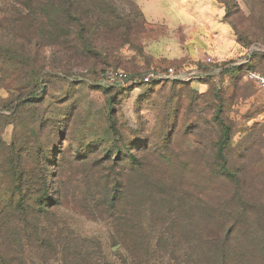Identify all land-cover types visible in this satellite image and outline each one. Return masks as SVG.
<instances>
[{
    "label": "rangeland",
    "instance_id": "1",
    "mask_svg": "<svg viewBox=\"0 0 264 264\" xmlns=\"http://www.w3.org/2000/svg\"><path fill=\"white\" fill-rule=\"evenodd\" d=\"M69 1L100 56L64 15L50 27L49 2L0 0V264H79L43 241L59 236L94 262H131L130 249L151 264H264V89L184 26L149 25L136 0ZM217 1L236 65L264 75V0ZM168 68L187 78H99ZM45 179L64 205L38 213ZM105 187L118 202L99 205Z\"/></svg>",
    "mask_w": 264,
    "mask_h": 264
},
{
    "label": "crops",
    "instance_id": "2",
    "mask_svg": "<svg viewBox=\"0 0 264 264\" xmlns=\"http://www.w3.org/2000/svg\"><path fill=\"white\" fill-rule=\"evenodd\" d=\"M136 1L149 25L184 26L193 37L191 41L198 42L195 46L207 50L217 62L233 60L239 54L240 46L231 27L223 20L224 10L217 0Z\"/></svg>",
    "mask_w": 264,
    "mask_h": 264
},
{
    "label": "trees",
    "instance_id": "3",
    "mask_svg": "<svg viewBox=\"0 0 264 264\" xmlns=\"http://www.w3.org/2000/svg\"><path fill=\"white\" fill-rule=\"evenodd\" d=\"M20 1V0H19ZM26 6H28L29 8L32 7V4L34 1L38 0H21ZM45 2H49V4L47 5L48 7L53 8V10L49 11V14H46V18H48L49 22H50V27L52 29H56L58 30V28H60L61 23L58 21H63L60 19V15H64V19L65 22L64 25L66 27H68V29H74V27H78L79 31L78 34L80 33V40L82 41V43L84 45H86L87 47V52L94 55V56H100L98 53L95 52V50L93 49L94 47H89V38L87 35V27L88 25L86 23H83L79 14L73 9V5L70 3L69 0H44ZM66 1V2H65ZM222 3V2H221ZM65 6H67V8H65ZM142 14V13H141ZM142 17L144 18L143 14ZM145 20V18H144ZM224 21L225 23H227L232 31H234L235 34H237L238 37H240V35L238 34V29L236 27V25H233L232 23L228 22L226 16L224 17ZM242 39L239 38V43L242 44ZM169 69V68H168ZM167 69V70H168ZM177 69V68H176ZM221 71H223L224 73H230V72H243V66H238L236 65V62L234 60H230L229 62H226L224 64L221 65ZM39 81V79L37 80V82ZM162 81H154L151 82L149 84H144V85H151L154 83H161ZM173 82H178L176 80H174ZM225 136V141H229L230 140V136L229 134L225 132L224 134ZM45 185H46V192L43 193L41 195L40 198V202L41 205L39 207V212L38 213H48L47 211L50 209H54L55 207L62 205V200L60 197V191H54L50 185L48 184L47 179H45ZM112 190H109L108 187H105L101 196H100V202L99 205L100 206H106L109 201L113 204L115 202H118V198L117 195H120V191L118 190H114L113 193H111ZM14 205V206H13ZM64 205V204H63ZM12 207L14 208V210H21L24 211V213L26 212V208L27 205L24 204V200L23 199H19L17 201V203H12ZM131 232L128 231L127 235H129ZM136 242L138 243L139 246V236L136 237ZM50 237L46 238L43 241H49V244H52L53 246H55L56 248L59 247L61 249V253L63 254V259L66 262H69V258L72 255L73 258H77L80 259L79 260V264H111L110 262H108L107 260H104V262H94V260L91 258V256H89V254H85L82 251V248L79 246V248L75 249L73 248V246H70V249L68 248L69 246H67L68 244L71 245L70 241L68 240V238H63L61 236L57 237L56 239H52ZM55 242V244H53V242ZM46 244H48V242H46ZM121 245L123 248L126 247V241H121ZM128 250V248L126 247L125 250ZM69 250V253H68ZM126 250V251H127ZM129 259L131 260V262L125 261V264H151L149 261L145 260V261H140L138 258L134 257V253L129 249ZM128 253V252H127ZM204 253V252H203ZM233 255H230V258H232ZM174 259V258H173ZM211 259V258H209ZM217 259V264H226L224 262V259ZM232 260H234V258H232ZM237 262V260H236ZM235 262V263H236ZM176 263V262H175ZM112 264H116L115 262H113ZM176 264H194V263H190V262H178Z\"/></svg>",
    "mask_w": 264,
    "mask_h": 264
},
{
    "label": "built area",
    "instance_id": "4",
    "mask_svg": "<svg viewBox=\"0 0 264 264\" xmlns=\"http://www.w3.org/2000/svg\"><path fill=\"white\" fill-rule=\"evenodd\" d=\"M207 64H213L214 61L211 57H207L205 60ZM247 80L255 83L259 87L264 89V75L257 72L243 71ZM99 78L102 81L109 83H130L134 86H140L142 84H149L154 81H183L187 77L184 72H178L176 69L169 68L166 71H150L145 75L139 77L129 76L122 70H105L99 74Z\"/></svg>",
    "mask_w": 264,
    "mask_h": 264
}]
</instances>
